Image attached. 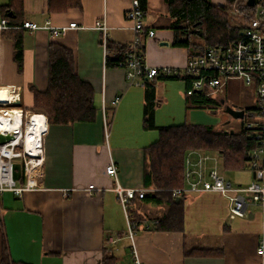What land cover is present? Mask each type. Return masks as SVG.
Segmentation results:
<instances>
[{
	"label": "crops",
	"instance_id": "1",
	"mask_svg": "<svg viewBox=\"0 0 264 264\" xmlns=\"http://www.w3.org/2000/svg\"><path fill=\"white\" fill-rule=\"evenodd\" d=\"M7 1L0 0V22L4 19L1 6ZM147 2L144 22L155 37L145 43L146 62L155 68L182 70L191 52L173 46L175 32L166 0ZM131 3L132 0H81L80 8L57 13L49 12L48 0H24V22L42 26L49 21L53 27L75 22L79 29H69L58 38L45 29L33 33L23 29L0 31V90L19 92L18 105L32 111V87L40 92L47 90L49 47L56 42L73 52L77 74L92 85L98 109L95 122L48 123L42 177L37 188L22 197L11 192L0 194V264L4 244L11 260L25 264H104L105 258H114L110 264H135L125 213L113 191L115 179L105 171L114 163L122 187L154 191L144 187L143 166L144 149L157 140L143 127L145 87L131 86L123 69L107 66L103 36L94 29L95 23L105 18L109 41L132 43L135 34L126 18ZM213 4L225 6L226 1ZM19 30L23 31L22 71L14 58V38ZM149 82L156 86V109L172 100H186L184 80L156 78ZM232 82L238 81L228 82L217 99L229 104L230 96L235 95L233 100L237 102L245 97L256 101L254 90H245L241 95L235 89L228 91ZM116 98H120L117 104ZM239 103L230 106L253 108ZM109 112L113 113L111 118ZM157 113L155 110V121ZM90 188L93 190L88 192ZM197 202H201L200 212H195ZM183 207L184 231L166 232L152 228L165 206L129 202L128 211L131 208L142 215L134 226L139 261L260 264L257 248L262 217L258 218L251 209L259 207L249 205L245 217L231 219L228 200L217 193L191 194L190 201L187 197L183 200ZM193 249L221 250V254L202 256L196 252V256L187 257L186 251Z\"/></svg>",
	"mask_w": 264,
	"mask_h": 264
},
{
	"label": "trees",
	"instance_id": "2",
	"mask_svg": "<svg viewBox=\"0 0 264 264\" xmlns=\"http://www.w3.org/2000/svg\"><path fill=\"white\" fill-rule=\"evenodd\" d=\"M225 6L215 5L212 0H166L169 15L172 20L171 28L175 32L174 47H181L195 51L216 46H228L234 43L244 29L243 25L232 23L230 11L235 6L234 0H225ZM144 11L147 0H140ZM241 11H251L247 5H238ZM81 7V0H48L49 12H66L69 9ZM4 19L10 24L21 25L24 22V0H8L1 6ZM245 20V17H241ZM14 38V58L22 71L23 43L22 30L17 31ZM193 37L199 43L193 41ZM109 55L106 58L108 67L119 68L124 60L128 45L116 44L108 40ZM145 51V46H143ZM192 55V54H191ZM166 80H184L187 89L191 87V79L184 76H169ZM187 91V90H186ZM32 111H42L47 115L50 125H70L75 123H91L97 118L98 109L94 103V89L90 83L79 77L76 70L75 56L71 50L53 42L49 47V83L44 92L35 90ZM187 109L198 108L206 110H224L221 100L206 97L204 93L187 95ZM157 106L156 86L146 82L143 127L147 131L156 130L159 138L144 149L143 182L147 192L143 199L138 195L130 202L140 201L142 204H156L165 206L164 213L156 218L153 230L166 232H183L185 226V211L181 196L179 203L173 197L172 190L184 188L186 183V159L191 151L219 154L222 167L227 172H242L251 170L252 155L261 146L257 137L260 129L248 130L245 126L249 122L250 111L256 107L245 109L246 116L240 121V127L231 134V129L214 128L211 126L182 124L158 126L155 121ZM18 107L24 108L23 105ZM252 171V170H251ZM23 180H21L22 182ZM132 223L142 217L136 210L129 209ZM199 250V251H197ZM220 255L221 250L193 249L186 251V256ZM114 262V258H105L104 264ZM1 264H25L11 260L6 244Z\"/></svg>",
	"mask_w": 264,
	"mask_h": 264
},
{
	"label": "built area",
	"instance_id": "3",
	"mask_svg": "<svg viewBox=\"0 0 264 264\" xmlns=\"http://www.w3.org/2000/svg\"><path fill=\"white\" fill-rule=\"evenodd\" d=\"M248 0H234L237 10L244 20V29L240 37L231 45L216 46L198 50V56L190 55L185 67L155 68L146 62L143 46L147 39L155 37V32L145 26V11L140 0H132L131 8L126 13L127 20L132 25L135 38L128 45L124 60L119 68L125 72L127 82L134 87H145L146 82L156 78L169 76H184L191 79V87L186 93H204L206 97L217 99L220 91L230 81L242 82L254 90L257 110L250 111L249 122L245 124L248 130L259 128L257 137L261 140L260 148L252 155L250 167L254 173V181L247 187L234 186L228 182L218 168L219 154L212 156L202 151H191L186 159V183L184 188L172 190L173 197L180 198L188 194L217 193L226 198L230 204V218H243L247 215L249 205H255L262 211V231L257 248L260 264H264V0H259L255 7L247 5ZM247 5L251 11H241L238 5ZM23 29L33 33L39 29L50 32L53 38H58L69 29H79L77 23L64 27H53L47 21L44 25L23 22L12 25L7 19L0 22V31ZM94 29L103 36L105 56L110 54L108 43L109 27L105 18L98 20ZM11 98L7 103H0V136L10 137L4 144L0 143V194L11 192L18 197L37 188L42 177L44 162L43 140L47 133V116L39 111L24 110L18 107L21 102L19 92L9 91ZM120 98L115 99V104ZM246 116V115H245ZM15 163L21 164L22 176L19 181L14 179ZM106 175L115 179L113 191L123 208L128 223V238L132 243V253L135 264H143L138 259L135 246L134 224L128 211L129 202L137 195L143 199L146 189H126L118 182V170L111 163ZM21 180H23L21 182ZM93 188L88 189L91 192Z\"/></svg>",
	"mask_w": 264,
	"mask_h": 264
},
{
	"label": "rangeland",
	"instance_id": "4",
	"mask_svg": "<svg viewBox=\"0 0 264 264\" xmlns=\"http://www.w3.org/2000/svg\"><path fill=\"white\" fill-rule=\"evenodd\" d=\"M213 2L219 3L220 0H212ZM232 23L235 25H243L242 14L240 11L237 10V7H233L230 11ZM193 41L199 43V40L196 37H193ZM175 81V80H174ZM237 92L238 95H241L242 92L245 90L252 91L251 88L245 86L241 82H232L229 85L228 91ZM226 96V92L222 93V97ZM235 96V95H234ZM234 96H230L229 104L231 106H239V102L246 103L247 106L254 107L256 105V101L254 97H250V99H241L234 101ZM116 106V105H115ZM158 112V119L156 123L158 126H171V125H182V124H194V125H203V126H211L214 128H226L237 131L240 127V121L236 120L227 114L224 113V110H206V109H198V108H191L190 110L187 109L186 101L179 102L176 100H172L169 105H164L160 109H156ZM42 112V111H39ZM44 113V112H42ZM45 114V113H44ZM46 115V114H45ZM47 116V115H46ZM113 116L112 112H109V118ZM148 134H154L156 136V140H158L159 132L148 131ZM155 140V141H156ZM212 156H216L215 153H210ZM218 168L223 177L228 181L231 182L234 186H242L247 187L254 181V173L251 170L242 171V172H227L222 167V159L218 160ZM188 201L191 200V194L187 195ZM198 207L195 208V212H200L199 206L201 202H197ZM256 213L257 217H262V211L260 208H251ZM122 211V210H121Z\"/></svg>",
	"mask_w": 264,
	"mask_h": 264
},
{
	"label": "water",
	"instance_id": "5",
	"mask_svg": "<svg viewBox=\"0 0 264 264\" xmlns=\"http://www.w3.org/2000/svg\"><path fill=\"white\" fill-rule=\"evenodd\" d=\"M258 2H259V0H248L247 5L249 7H255L258 4ZM190 52L194 56H198L200 54L199 52L195 51L194 48H191ZM221 104L224 106V113L225 114H227L228 116H230L236 120H239V121L244 120L245 115H246V111L244 109H235V108L231 107L230 105H226L225 100H221ZM233 133H234V130H231V134H233ZM9 140H10V137L0 136V143L1 144H4L5 142H7ZM13 169H14V179L16 181H19L21 179V176H22L21 164L15 163L13 166ZM180 199L181 198L176 199L177 203L180 202Z\"/></svg>",
	"mask_w": 264,
	"mask_h": 264
},
{
	"label": "bare ground",
	"instance_id": "6",
	"mask_svg": "<svg viewBox=\"0 0 264 264\" xmlns=\"http://www.w3.org/2000/svg\"><path fill=\"white\" fill-rule=\"evenodd\" d=\"M0 91L4 93V94H0V103H7L11 98V95L4 90H0Z\"/></svg>",
	"mask_w": 264,
	"mask_h": 264
}]
</instances>
